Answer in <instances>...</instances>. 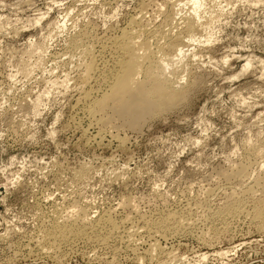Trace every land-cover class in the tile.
Listing matches in <instances>:
<instances>
[{"label":"rangeland","instance_id":"374dc122","mask_svg":"<svg viewBox=\"0 0 264 264\" xmlns=\"http://www.w3.org/2000/svg\"><path fill=\"white\" fill-rule=\"evenodd\" d=\"M197 2L190 34L192 0H0V264H264V0ZM126 31L181 39L136 129L87 110ZM74 208L116 229L48 247Z\"/></svg>","mask_w":264,"mask_h":264},{"label":"bare ground","instance_id":"6f19581e","mask_svg":"<svg viewBox=\"0 0 264 264\" xmlns=\"http://www.w3.org/2000/svg\"><path fill=\"white\" fill-rule=\"evenodd\" d=\"M192 4L193 13L191 12L192 14L188 17L187 23V31L190 34L197 26L194 16L197 14V9H199L197 0H192ZM137 38L134 33L126 31L110 42L113 63L109 69H106L108 72L102 74L105 87L96 97L87 102L88 112L97 115L98 121L103 125H111L113 120L122 119L127 127H137L147 117L164 109H169L185 96L179 81L170 76L176 71L173 67L175 65L172 64L173 58L175 59L173 56L182 53L181 48L178 47L181 39L177 36L166 44V48L154 46L155 48L151 49L146 42L138 41ZM88 51L87 48L82 50L85 55L89 54ZM96 69L97 66L93 59L88 60L84 66L82 76L84 80H89L92 72ZM167 70L171 71L169 72L170 75L167 74L168 72L165 73ZM139 74L142 75L141 79L140 76L138 77ZM87 93L85 94L87 95ZM262 203L259 206L256 205L258 207L253 209L256 216H260L263 212L264 204ZM74 209L71 210L69 217L67 215V219L63 218V221H56L51 229L47 231L45 241L48 243V247L53 248L60 241L71 237L84 236L87 232L98 235L103 224L104 226L105 224L109 225V231L116 229L115 222L107 215L91 219L83 208L81 211ZM164 222L157 220L154 225L161 228Z\"/></svg>","mask_w":264,"mask_h":264}]
</instances>
